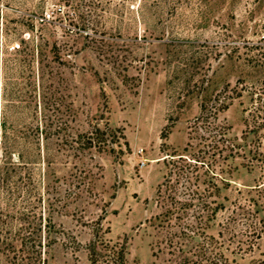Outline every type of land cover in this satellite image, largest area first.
<instances>
[{"label":"rangeland","instance_id":"rangeland-1","mask_svg":"<svg viewBox=\"0 0 264 264\" xmlns=\"http://www.w3.org/2000/svg\"><path fill=\"white\" fill-rule=\"evenodd\" d=\"M262 60L264 0H0V264H158L168 155L207 135L195 118L226 85L218 118L240 149L254 142ZM227 162L225 207L255 175ZM203 169L162 193L189 202ZM197 203L172 214L190 221Z\"/></svg>","mask_w":264,"mask_h":264},{"label":"trees","instance_id":"trees-1","mask_svg":"<svg viewBox=\"0 0 264 264\" xmlns=\"http://www.w3.org/2000/svg\"><path fill=\"white\" fill-rule=\"evenodd\" d=\"M261 65L264 67V60ZM232 89L235 88H228L226 85L223 91H217L206 102L201 103V111L195 120L201 121L205 131H208L207 135L198 133L199 140L194 143L189 140L184 147L188 153L168 155L171 156L169 162L172 164L169 176H165L157 187L162 209L155 217L167 244L158 249L163 253L158 264H264V147L261 146L264 138V77L250 89L251 103L244 119L243 138L251 133L254 142L245 150L239 148L241 145L234 141L235 137L229 136L228 126L218 118V113L231 102ZM207 139L208 142H204ZM236 155L241 156L239 163L254 171L255 175L252 182L235 189V196L229 201V206L225 207L223 202L217 200L219 185L216 179L228 181L224 171L229 172L231 164L227 159ZM200 166H204L202 172L197 171L198 174L187 176V179H192L196 184L190 199L194 195L198 198V208L193 218L184 222L183 216L173 215L172 210H185L191 200H177L170 192L162 193V185L172 179V173L175 174V181H178L186 171L193 172ZM176 202L180 205H176ZM219 208H226V212L218 222L220 227L217 234L208 233V220ZM196 236L200 238L194 240ZM187 244L190 246H186ZM104 250L105 254H111L115 258L122 253L120 247L105 246ZM94 252L99 253L97 250ZM154 254L157 255L156 252Z\"/></svg>","mask_w":264,"mask_h":264}]
</instances>
